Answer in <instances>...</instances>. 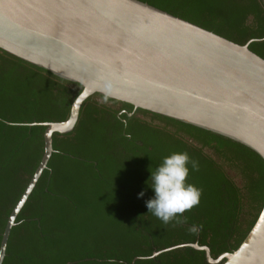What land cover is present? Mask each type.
Segmentation results:
<instances>
[{"label":"trees","instance_id":"trees-1","mask_svg":"<svg viewBox=\"0 0 264 264\" xmlns=\"http://www.w3.org/2000/svg\"><path fill=\"white\" fill-rule=\"evenodd\" d=\"M139 1L238 44L264 37L257 0ZM249 49L264 59V40ZM80 91L0 50V240L43 153L44 127L28 124L65 120ZM94 96L111 101L93 95L74 130L53 135L54 152L17 215L2 264H131L195 241L214 258L235 250L264 203L261 157L229 138L141 109L150 121L122 115L123 124ZM183 151L199 163L187 181L202 189L200 203L181 223L164 224L145 204L154 195L149 178L164 156ZM134 264L208 263L202 251L179 248Z\"/></svg>","mask_w":264,"mask_h":264},{"label":"water","instance_id":"water-1","mask_svg":"<svg viewBox=\"0 0 264 264\" xmlns=\"http://www.w3.org/2000/svg\"><path fill=\"white\" fill-rule=\"evenodd\" d=\"M192 22L139 0H0V50L81 91L68 117L44 127L43 153L1 234L0 264L16 218L54 152L93 95L236 141L264 161V59ZM202 251L208 264H264V203L240 245L217 257L198 241L155 250Z\"/></svg>","mask_w":264,"mask_h":264},{"label":"clouds","instance_id":"clouds-1","mask_svg":"<svg viewBox=\"0 0 264 264\" xmlns=\"http://www.w3.org/2000/svg\"><path fill=\"white\" fill-rule=\"evenodd\" d=\"M198 170V161L191 159L186 151L164 156L149 178L148 186L154 193L152 198L145 201L149 212L164 224L174 221L181 223L183 213L200 203L202 189L187 181L190 171ZM144 196V191L138 194V198ZM197 230L193 225L191 231ZM107 264H115V261L109 259Z\"/></svg>","mask_w":264,"mask_h":264},{"label":"flooded vegetation","instance_id":"flooded-vegetation-1","mask_svg":"<svg viewBox=\"0 0 264 264\" xmlns=\"http://www.w3.org/2000/svg\"><path fill=\"white\" fill-rule=\"evenodd\" d=\"M257 2H258V5L264 9V0H257ZM93 99L98 101L100 104H103L105 107L116 111V117H118L123 124H126V121L123 118H121L122 115H126L127 117H134V118H139V119L150 121V119L144 117L138 111V109H135L133 107L129 108L126 105V103H122V102H118V101L113 102L112 100L111 101H104L102 98H100L98 96H94ZM106 117L109 118V122L114 124V120L111 119V114H106ZM154 123H157V122H154Z\"/></svg>","mask_w":264,"mask_h":264}]
</instances>
